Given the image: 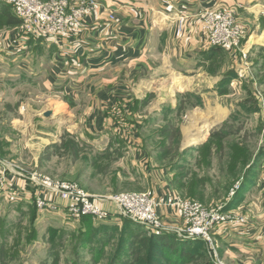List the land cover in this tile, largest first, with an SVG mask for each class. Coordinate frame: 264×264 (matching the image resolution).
<instances>
[{"label": "rangeland", "instance_id": "1", "mask_svg": "<svg viewBox=\"0 0 264 264\" xmlns=\"http://www.w3.org/2000/svg\"><path fill=\"white\" fill-rule=\"evenodd\" d=\"M250 1L244 0V5H264V0ZM255 9L241 6V18L231 9L243 38L231 50L211 47L212 54L203 55L205 73L195 75L203 89L178 91L175 104L166 101L160 110L149 108L157 94L145 101L135 98L123 116L109 117L110 122L93 133L82 116L89 109L79 114L82 122H70L66 112L44 118V96L49 94L45 77L20 73L9 60L10 52H0L7 55L0 56V264H130L135 238L150 236L135 220L83 221L84 217L65 216V210L40 211L35 199L41 189L36 183L48 177L75 183L99 199L122 192L154 197L151 187L160 179L155 170L165 169L179 191L169 196L171 204L176 199L196 200L245 218L222 225L248 223L238 208L245 198L243 185L264 176V7ZM208 75L210 81L201 80ZM219 109L224 114L217 118ZM195 123L200 133L190 131ZM132 135L145 147L131 150L135 147L127 139ZM202 241L198 251L207 254L208 249L213 264H226L216 248Z\"/></svg>", "mask_w": 264, "mask_h": 264}, {"label": "crops", "instance_id": "2", "mask_svg": "<svg viewBox=\"0 0 264 264\" xmlns=\"http://www.w3.org/2000/svg\"><path fill=\"white\" fill-rule=\"evenodd\" d=\"M255 1L258 0L250 2ZM96 2L79 28L59 36L38 37L26 32L21 24L0 26V52H10L9 60H14L20 73L45 77L49 94L44 96V113L52 111V114L44 118L66 112L70 122H82L79 114L89 109L82 116L91 133L99 125L105 126L109 117L117 118V113L123 116L135 98L145 101L157 94L156 103L151 99L149 108L155 106L160 110L166 101L175 104L176 92L204 88L195 75L205 73L202 70L205 62L201 61L213 49L207 44L203 30L205 11L235 8L240 16L241 6L247 10L261 6L255 12L264 7L256 2L250 8L252 4L245 6L244 0ZM204 79L210 81V75L201 77ZM127 140L135 147L129 146L131 150L143 146L135 135ZM155 172L160 179L151 187L153 193L150 192L157 199V211L167 225L161 234L181 238L185 223L169 199L179 191L171 173L165 169ZM245 187V198L238 208L247 215L248 223L238 227L220 225L213 231L216 251L226 264H264V176L259 175Z\"/></svg>", "mask_w": 264, "mask_h": 264}, {"label": "built area", "instance_id": "3", "mask_svg": "<svg viewBox=\"0 0 264 264\" xmlns=\"http://www.w3.org/2000/svg\"><path fill=\"white\" fill-rule=\"evenodd\" d=\"M8 3L21 19L23 29L38 37H55L79 28L84 17L96 6V0H1ZM111 15V18H114ZM182 21H180V25ZM203 30L210 47H223L231 50L243 38L233 10L209 9L203 14ZM3 177L0 175V182ZM36 183L40 191L36 193V205L40 211L65 210V216L72 219L89 217L99 222H109L128 217L143 224L151 233L160 234L166 230L156 214V200L145 192H122L99 199L83 192L71 182L54 181L43 178ZM42 184V185H41ZM11 193H13L11 189ZM17 198L20 191L14 194ZM21 197L18 198V201ZM105 200L106 202H101ZM175 205L184 216L185 226L181 230L183 238L205 240L214 249L211 241L213 229L225 223L244 222L245 218L223 212L221 208H209L191 199H176ZM115 209V210H114ZM185 233V234H184ZM208 240V241H207Z\"/></svg>", "mask_w": 264, "mask_h": 264}, {"label": "trees", "instance_id": "4", "mask_svg": "<svg viewBox=\"0 0 264 264\" xmlns=\"http://www.w3.org/2000/svg\"><path fill=\"white\" fill-rule=\"evenodd\" d=\"M4 24L20 25L21 19L18 18L11 5L0 0V26ZM246 185H243V188ZM122 219L125 222H133L128 217H122ZM87 220L92 221L89 217L83 218V221ZM89 227L88 235L92 231L90 225ZM87 230L82 234H85ZM199 244H203V241L197 238L186 240L174 234L151 233L146 238H135V252L131 254L129 261L130 264H213L212 260L210 261L211 258L208 257L210 251L207 249V254L203 249L198 251ZM102 252L103 250H100L99 254ZM200 257L203 258L202 261L197 260Z\"/></svg>", "mask_w": 264, "mask_h": 264}, {"label": "bare ground", "instance_id": "5", "mask_svg": "<svg viewBox=\"0 0 264 264\" xmlns=\"http://www.w3.org/2000/svg\"><path fill=\"white\" fill-rule=\"evenodd\" d=\"M253 42V41H252ZM215 113H216V116H217V118H218V116H221V115H223L224 114V112H223V110L222 109H219V110H216L215 111ZM202 114V113H201ZM203 115V114H202ZM226 115V114H225ZM205 116V115H204ZM210 116V115H209ZM215 116V115H214ZM201 117L202 116H200L199 117V119H201ZM206 117V116H205ZM204 117V118H205ZM206 118H209V117H206ZM225 118V117H224ZM194 129H196V133H200V131H201V126H199V125H197V123H195V124H193V125H190V131H192V130H194ZM43 142L44 143H48L49 142V139L48 138H43Z\"/></svg>", "mask_w": 264, "mask_h": 264}, {"label": "water", "instance_id": "6", "mask_svg": "<svg viewBox=\"0 0 264 264\" xmlns=\"http://www.w3.org/2000/svg\"><path fill=\"white\" fill-rule=\"evenodd\" d=\"M52 114V111H46L45 112V116H49V115H51Z\"/></svg>", "mask_w": 264, "mask_h": 264}]
</instances>
